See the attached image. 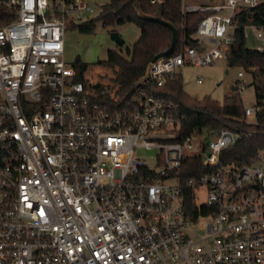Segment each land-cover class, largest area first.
<instances>
[{"label": "built area", "instance_id": "built-area-1", "mask_svg": "<svg viewBox=\"0 0 264 264\" xmlns=\"http://www.w3.org/2000/svg\"><path fill=\"white\" fill-rule=\"evenodd\" d=\"M262 1L182 0V13L207 12L196 44L153 57L108 101L111 81L76 79L64 59L66 29L93 6L0 0V264H264V160L224 161L239 138L227 127L181 135L186 115L158 93L183 67L225 58L234 11ZM261 107L244 106L245 117ZM187 159L204 168L184 178Z\"/></svg>", "mask_w": 264, "mask_h": 264}, {"label": "trees", "instance_id": "trees-1", "mask_svg": "<svg viewBox=\"0 0 264 264\" xmlns=\"http://www.w3.org/2000/svg\"><path fill=\"white\" fill-rule=\"evenodd\" d=\"M182 0H108L97 14L87 21L73 25L82 32H93L96 24L114 30L117 25L133 23L139 28L137 39L126 46L124 51L107 49L106 57L94 64L110 69L108 90L104 99L113 101L111 92L123 97L130 92L133 83L146 70L148 62L160 53L177 52L183 44L193 45V37L198 20L207 12H181ZM234 40L230 43L225 61L228 67H239L249 72L254 86L255 103L262 105L256 112L253 122H248L240 91L231 89L219 102L210 96L193 97L183 89L181 74L166 77L158 93L162 97L178 103L186 115L181 126V135L208 132L227 127L238 133V140L221 152V158L235 165L264 160V49L258 50L246 45L244 28L253 25L260 28L264 36V1L254 7L239 6L232 16ZM173 27L176 35L173 39ZM76 79H83L93 66L78 58L73 63ZM105 75V74H104ZM103 74L100 77H104ZM100 82L96 84L99 88ZM204 168L198 160L187 159L181 168L184 178L195 175L191 167ZM185 207L190 211L196 208L194 194L186 190ZM204 212V210H203Z\"/></svg>", "mask_w": 264, "mask_h": 264}, {"label": "rangeland", "instance_id": "rangeland-1", "mask_svg": "<svg viewBox=\"0 0 264 264\" xmlns=\"http://www.w3.org/2000/svg\"><path fill=\"white\" fill-rule=\"evenodd\" d=\"M95 10V14L99 12L108 0H86ZM185 3H217L218 0H184ZM93 15V16H94ZM92 16V17H93ZM110 31H116L123 39L122 45H117L110 38ZM246 45L255 48L262 44V41L256 39L250 28H244ZM139 28L133 23H124L117 25L114 30L102 27L96 24L93 32H82L76 27H68L64 34V59L66 62L73 64L76 58L82 62H86L93 66L87 75L91 79L102 82H108L111 71L108 68L95 65L99 59L106 57L107 49H117L124 51L126 46H130L138 37ZM176 35V29L173 27V39ZM242 71L243 76L238 77L237 72ZM105 74L104 77H100ZM182 77L183 89L186 93L193 97L201 98L210 96L211 98L222 102L224 94H227L232 86L239 83L243 79L244 87L240 90L243 106L253 105L255 103L254 86L251 83L252 77L249 72H245L239 67H228L225 58H218L215 63L202 66H185L180 70ZM201 78L202 82L197 83L196 78ZM248 122H253V117H247Z\"/></svg>", "mask_w": 264, "mask_h": 264}, {"label": "water", "instance_id": "water-1", "mask_svg": "<svg viewBox=\"0 0 264 264\" xmlns=\"http://www.w3.org/2000/svg\"><path fill=\"white\" fill-rule=\"evenodd\" d=\"M110 34V38L112 40H114V42L117 44V45H122L123 44V39L121 38V36L118 34V32L116 31H110L109 32ZM171 52V49L169 51H166V52H163V53H160V54H166V53H169ZM159 54V55H160Z\"/></svg>", "mask_w": 264, "mask_h": 264}, {"label": "crops", "instance_id": "crops-1", "mask_svg": "<svg viewBox=\"0 0 264 264\" xmlns=\"http://www.w3.org/2000/svg\"><path fill=\"white\" fill-rule=\"evenodd\" d=\"M246 27H248V28H250V26H246ZM250 30L252 31V34H253V36L255 37V35H254V32H253V30L250 28ZM256 38V37H255ZM257 39V38H256ZM259 40V39H258ZM261 41V40H260ZM259 45H261V44H259ZM259 45H257V46H259ZM257 46L255 47V48H257ZM246 72V71H245ZM237 84V83H236ZM231 89L233 90V89H236L235 88V86H232L231 87Z\"/></svg>", "mask_w": 264, "mask_h": 264}]
</instances>
